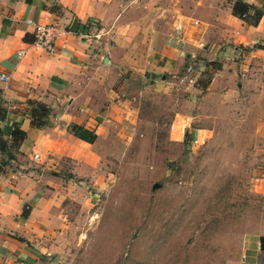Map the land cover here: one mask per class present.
Wrapping results in <instances>:
<instances>
[{
    "label": "rangeland",
    "instance_id": "rangeland-1",
    "mask_svg": "<svg viewBox=\"0 0 264 264\" xmlns=\"http://www.w3.org/2000/svg\"><path fill=\"white\" fill-rule=\"evenodd\" d=\"M143 1L154 7L160 0ZM194 1L166 0L165 5L186 14ZM209 1L220 8L231 3ZM239 36L231 32L236 55L226 42L217 50L213 35L191 48L190 75L206 82L203 89L178 81L184 66L166 73L162 87L132 88L142 89L136 119L111 125L108 138L93 148L98 158L91 173L84 168L75 173V163L56 160L60 181L51 190L62 219L45 264H231L238 259L240 242L261 230L253 212H264L263 175L256 168L264 166V62L260 52H250L263 49L264 38L242 45ZM221 62L239 66L243 74L217 83L213 92L204 90ZM221 87L230 92L223 94ZM190 116L195 119L189 121ZM202 125L211 129L208 140L204 132L198 141L191 139L190 128ZM14 161L11 167L19 170L23 163L38 168L30 156Z\"/></svg>",
    "mask_w": 264,
    "mask_h": 264
},
{
    "label": "crops",
    "instance_id": "crops-1",
    "mask_svg": "<svg viewBox=\"0 0 264 264\" xmlns=\"http://www.w3.org/2000/svg\"><path fill=\"white\" fill-rule=\"evenodd\" d=\"M165 1L152 7L143 0L128 4L122 0H0V74L6 76L0 81V140L6 145L0 150V264H45L49 241L62 219L51 190L59 187L56 160L75 163V173L82 168L91 173L98 158L93 148L107 137L111 125H128L136 119L142 89L132 88L162 87L166 73L173 75L181 69L197 41L204 43L209 35L215 38L217 50L226 42L234 55L239 54L236 38H230L234 30L242 45L264 38V0H244L262 9L257 25L233 16L230 4L220 8L209 0H195L182 14ZM26 20L52 24L61 31L52 51L34 43L33 27ZM74 20L76 27L71 28ZM90 21L95 27H87ZM87 29L92 37L82 38L81 30ZM254 50L250 52H260L264 62V48ZM212 74L204 89L210 92L217 83H227L243 72L225 62ZM222 88L223 94L230 92L229 87ZM29 102L49 109L45 126L30 124ZM71 124L93 131L95 140L86 143L76 138L69 131ZM13 125L24 137L10 146ZM190 129L196 141L202 132L207 140L211 135L210 127L204 125ZM10 153L26 159L36 153L38 159L31 161L40 171L25 163L20 170L11 167L15 161ZM256 168L263 175L259 182L264 187V166ZM253 213L261 230L240 242V255L231 264H258L264 212Z\"/></svg>",
    "mask_w": 264,
    "mask_h": 264
},
{
    "label": "trees",
    "instance_id": "trees-1",
    "mask_svg": "<svg viewBox=\"0 0 264 264\" xmlns=\"http://www.w3.org/2000/svg\"><path fill=\"white\" fill-rule=\"evenodd\" d=\"M230 11L233 16L236 18L247 22L248 18H252L253 22L250 25H255L258 19L261 17L262 9L259 6H255L245 2L244 0H230ZM219 66L217 67V69ZM205 83H201L200 80L196 81V85H201L200 88H204ZM29 116L30 124L34 127L41 128L45 126L47 117L49 115V109L41 103L38 102H29ZM69 131L76 138L86 142L92 143L95 140V133L93 131L87 130L80 125L71 124L69 125ZM11 135V144L10 146L16 145L23 137L24 132L21 131L18 126L13 125V128L10 132ZM6 148L5 141L0 140V150ZM8 153V152H7ZM259 250L264 252V236L258 237Z\"/></svg>",
    "mask_w": 264,
    "mask_h": 264
},
{
    "label": "built area",
    "instance_id": "built-area-1",
    "mask_svg": "<svg viewBox=\"0 0 264 264\" xmlns=\"http://www.w3.org/2000/svg\"><path fill=\"white\" fill-rule=\"evenodd\" d=\"M26 22L28 24H30L33 27V35H34V43L37 44L39 47L47 50V51H52L53 49V42L54 40L57 38V36L59 35V33L61 32L55 25L52 24H38V23H34L31 20H26ZM93 27L94 24H87V27ZM95 27V26H94ZM175 30L179 31L180 30V26L176 25L174 27ZM81 32L83 34L82 38H90L92 37V34L90 33L89 29H87L86 31L81 30ZM202 45V44H201ZM22 51H20L21 53ZM193 53H189V55L187 56V58L189 59V57H193ZM187 59V60H188ZM184 72L181 76L178 77V81L179 82H185L187 84H196V78H192L190 73L192 70V67L190 64H185L184 68H183ZM193 71V70H192ZM6 79V76L4 74H0V81H4ZM31 159L33 161L38 159V155L36 153L32 154ZM260 261L259 264H264V252L260 253Z\"/></svg>",
    "mask_w": 264,
    "mask_h": 264
},
{
    "label": "water",
    "instance_id": "water-1",
    "mask_svg": "<svg viewBox=\"0 0 264 264\" xmlns=\"http://www.w3.org/2000/svg\"><path fill=\"white\" fill-rule=\"evenodd\" d=\"M76 27V21L74 20L71 24V28H75Z\"/></svg>",
    "mask_w": 264,
    "mask_h": 264
}]
</instances>
